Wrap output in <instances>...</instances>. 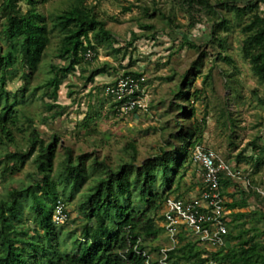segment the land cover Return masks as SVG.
I'll return each instance as SVG.
<instances>
[{
  "label": "trees",
  "instance_id": "1",
  "mask_svg": "<svg viewBox=\"0 0 264 264\" xmlns=\"http://www.w3.org/2000/svg\"><path fill=\"white\" fill-rule=\"evenodd\" d=\"M48 1L51 0H0V146H14L13 150L0 154V180L20 171L28 161L35 167L28 175L27 185L4 187L0 191V264H146L141 252L152 254L161 250L162 246H153L151 242L165 231L164 202L169 196L179 197L172 193L184 177L186 165L193 162L192 149L199 142L200 127H194L190 121L195 114L194 107L189 105L192 95L193 100L200 98V92L190 91L194 75L186 73L177 86L170 106L185 119H173L166 140L168 146L160 147L159 153L137 164L134 144L128 143L125 151H132L129 159L111 166L106 159L90 153L74 156L66 147L60 167L54 172L57 137L53 135L46 141L33 119L19 111V99L29 90V79L38 70L53 33L59 36L57 58L63 64L51 65L52 75L34 90L50 89L55 101L64 79L79 64L88 62L85 51L91 49V58H95L98 45L111 44L117 39L86 0H71L61 12L47 16L39 4ZM182 1L189 7L199 5L214 10L215 5H223L238 15L250 13L241 27L245 35L242 51L258 82L264 86V11H260L259 2L250 0L240 6L239 0L216 4L209 0ZM14 64L28 72L23 71L24 84L19 95L11 97L6 85ZM199 67L200 59L193 64V68ZM97 73L87 79L91 81ZM208 77L209 74L205 75L204 80ZM55 107H58L55 103L48 106ZM111 108L115 112L113 103ZM59 115L61 112L56 109L53 117ZM21 118H25L29 128L25 148L15 138V133H24L19 125ZM254 145V142L248 144ZM250 159L255 161L257 170L264 162V155ZM87 180L90 183L76 206L82 218L79 228L65 229L67 221L56 225L52 221L56 202L64 201L62 197L72 201ZM220 182L222 193L230 197V201L224 202L229 210L226 245L210 253L199 246L198 240L188 239L187 233L181 231L176 245L167 251L170 264H206L210 260L213 264H264V242L257 240L263 231L258 224L264 222V207L235 211L248 207L250 198L256 202L260 195L253 189L239 188L240 183L229 177H221ZM231 188L234 191L229 192ZM236 193L240 194L239 198Z\"/></svg>",
  "mask_w": 264,
  "mask_h": 264
},
{
  "label": "rangeland",
  "instance_id": "2",
  "mask_svg": "<svg viewBox=\"0 0 264 264\" xmlns=\"http://www.w3.org/2000/svg\"><path fill=\"white\" fill-rule=\"evenodd\" d=\"M70 1L51 0L39 4V8L47 16L55 15ZM209 1L216 4L227 0ZM248 1L239 0V5ZM255 1L259 2L263 12L264 0ZM86 3L94 6L98 18L105 22V27L117 41L98 45L95 58L79 64L60 84L55 101L50 89L34 90L52 75L51 65L63 64L57 58L59 36L53 33L38 70L29 79V90L17 105L22 115L33 119L46 141L53 135L57 137L54 172L60 167L66 147L74 156L90 153L106 159L111 166L129 159L132 151H125L128 143L134 144L137 164L159 153L160 147L168 146L166 140L173 119H185L170 104L175 100L174 93L182 76L190 73L194 75L190 91L200 92V98L193 100L192 95L189 103L195 109L190 121L194 127H200L199 142L216 150L236 168L250 172L252 185L264 194V162L255 170V161L250 159L264 155V86L258 82L242 51L245 35L241 27L248 21L250 13L238 15L223 5H215L214 10L199 5L189 7L182 0H86ZM21 5L25 9L23 2ZM212 32H215L214 37ZM198 59L200 67L195 69L193 64ZM10 69L6 89L12 97L19 95L24 84L23 71L28 70L19 64ZM95 72L98 73L89 81L87 78ZM126 72L145 77L142 96L146 107L129 114H117L112 111V100L105 90ZM207 74L209 77L204 80ZM53 103L58 107L49 109ZM56 109L61 115L53 117ZM19 125L24 128V133H15V138L19 146L25 148V137L29 132L25 118H21ZM253 142L255 147L248 146ZM13 149V145L0 146V154ZM238 155L242 158L238 159ZM186 167L185 175L172 195L188 197L201 187L202 178L197 166L190 162ZM34 171L33 163L28 161L20 171L0 180V191L4 187L27 185L30 182L28 175ZM89 183L87 180L81 185L72 201L61 198L69 211L64 226L67 230H77L82 222L76 206ZM238 186L242 188L241 184ZM231 191L234 188L229 189ZM257 193L260 198L256 202L250 198L248 207L235 211L263 208L264 195ZM236 197L240 194L236 193ZM225 198L230 201L227 194ZM258 225L263 231L257 240L264 242V222ZM187 237L196 240L191 235ZM151 244L162 248L171 246L165 231Z\"/></svg>",
  "mask_w": 264,
  "mask_h": 264
},
{
  "label": "built area",
  "instance_id": "3",
  "mask_svg": "<svg viewBox=\"0 0 264 264\" xmlns=\"http://www.w3.org/2000/svg\"><path fill=\"white\" fill-rule=\"evenodd\" d=\"M92 55L91 49L84 53L85 59H90ZM144 80L143 75H123L106 87V95L112 100L117 114H129L146 107L142 96ZM191 156L202 178L200 190L191 198L169 196L165 200L162 209L163 226L171 246L152 254L142 251L146 264H170L167 251L176 245L181 231L198 240L210 253L226 245L229 210L224 206L226 198L222 193L221 177L233 179L246 191L255 189L263 194L252 185L250 172L236 168L216 150L198 142L193 146ZM68 219L66 202L58 200L54 206L52 221L56 225H62ZM209 262L213 264L212 260Z\"/></svg>",
  "mask_w": 264,
  "mask_h": 264
},
{
  "label": "crops",
  "instance_id": "4",
  "mask_svg": "<svg viewBox=\"0 0 264 264\" xmlns=\"http://www.w3.org/2000/svg\"><path fill=\"white\" fill-rule=\"evenodd\" d=\"M201 185H202V184H201ZM201 185H200V186H201ZM199 190H200V187L198 188V190H197V193H196V194H193V195H191V196H188V197H186V196H180V195H179V197H183V198H191V197H194V196H196V195L198 194Z\"/></svg>",
  "mask_w": 264,
  "mask_h": 264
}]
</instances>
